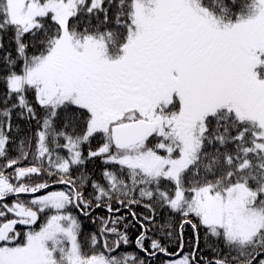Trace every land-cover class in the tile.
I'll list each match as a JSON object with an SVG mask.
<instances>
[{
	"label": "snow or ice",
	"instance_id": "obj_1",
	"mask_svg": "<svg viewBox=\"0 0 264 264\" xmlns=\"http://www.w3.org/2000/svg\"><path fill=\"white\" fill-rule=\"evenodd\" d=\"M0 264H264V0H0Z\"/></svg>",
	"mask_w": 264,
	"mask_h": 264
}]
</instances>
